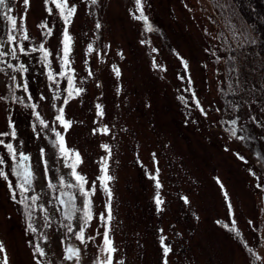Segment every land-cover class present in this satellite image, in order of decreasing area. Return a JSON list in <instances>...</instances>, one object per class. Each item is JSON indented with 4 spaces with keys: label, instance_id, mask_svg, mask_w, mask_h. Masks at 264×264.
I'll return each instance as SVG.
<instances>
[{
    "label": "rangeland",
    "instance_id": "374dc122",
    "mask_svg": "<svg viewBox=\"0 0 264 264\" xmlns=\"http://www.w3.org/2000/svg\"><path fill=\"white\" fill-rule=\"evenodd\" d=\"M9 2L19 26V18L25 14L24 0ZM70 3H75L78 9L69 26L74 37L73 67L76 83L80 86L83 81L85 92L64 106L63 89L67 84L61 80V98L52 99L55 89L49 86L41 71L36 53V59L27 58L33 101H28L22 90H17L16 95L25 97V103L38 102L37 110L50 125L56 108L65 107L66 119L73 122L64 134L65 139L70 148L80 152L83 162L78 171L87 174L90 182L100 174L98 162L106 155L101 145H110L108 164L114 177L110 182L111 236L117 248L113 264L121 260L124 264H163L160 229L173 249L168 255V264H264V127L261 126L264 93L260 91L264 87V56L257 51L256 44L237 49L233 30L223 22L211 0H143L145 14L155 29L152 32L145 31L142 21L132 18L135 0H97L95 5L90 0H70ZM52 7L53 13L49 16L43 0H30L26 17L30 41L25 43L29 47L44 43L53 53V69L58 70L56 54L61 47L63 22ZM43 20L53 29L50 37H45V30L39 28ZM97 22L101 24L99 29ZM4 27L0 17V39L6 38ZM141 40L150 44H142ZM89 43L96 50L91 55L87 53ZM153 48L158 51L153 52ZM232 50L237 55L249 54L247 60L239 61L241 81L247 83L236 84L233 79L232 98L228 99L225 91L235 74L231 76L228 72L225 59ZM212 51L221 56L220 63H216ZM153 57L157 67L153 66ZM180 57L187 61V70ZM9 61L15 63L10 57ZM113 65L120 69V77L112 71ZM10 83L8 76L0 72V97L9 95ZM252 85L256 89L254 93L247 91ZM186 88L195 90L207 117L194 107L191 92L185 91ZM41 94L45 99L39 101ZM181 96L189 100L188 105L179 99ZM230 102L242 104V111L250 114L241 121L253 137L249 141L231 137L229 125L221 122L234 118L228 115ZM97 104L104 108L103 117L96 115ZM9 116L17 127L18 139L14 143L18 150L30 153L35 165L40 160L39 149L45 148L50 167L48 176L53 177V183L57 182L56 176L66 175L69 170L63 167L48 143L50 130L40 138L33 133L31 124L35 118L31 110L0 99V132L9 131ZM253 116L257 120L253 121ZM101 124H106L110 132L93 134L92 129ZM4 139L7 142L11 138ZM20 141H24L22 149ZM237 153L245 160H240ZM0 155L8 161L3 166L5 171H10V158L3 146H0ZM157 167L162 185L159 192L164 201L162 211L157 210V189L150 178ZM57 168L59 172L55 171ZM35 171V194L41 199L33 206V219L39 231L50 237L47 244L41 240L48 252L42 259L52 264H73L63 260L65 244L73 243L81 248V264H94L104 229L100 228L101 235L95 241H88L86 248L71 233L65 236L66 228L60 227V223L67 221L55 201L59 192L47 188L42 163ZM66 178L70 179L67 175ZM217 178L228 192L234 215L228 213ZM10 179L15 185V177L10 175ZM182 197H187L189 203H184ZM105 200V194L98 189L93 197L97 218L86 235H95ZM45 208L51 219L50 228L41 226ZM233 218L239 237L224 227L225 224L231 227ZM25 228L23 206L12 200L7 182L0 179V241L6 246L10 264H34L28 241L35 240L36 234L26 233Z\"/></svg>",
    "mask_w": 264,
    "mask_h": 264
},
{
    "label": "snow or ice",
    "instance_id": "6c2138e0",
    "mask_svg": "<svg viewBox=\"0 0 264 264\" xmlns=\"http://www.w3.org/2000/svg\"><path fill=\"white\" fill-rule=\"evenodd\" d=\"M92 5L97 3V0H90ZM44 7L49 16L53 13L54 5L55 9L58 11V15L63 22L62 35L60 40L61 47L57 52V57L59 59L58 70L53 69L52 57L53 53L45 46L44 43H40L35 46H26V41H30L29 32L26 24L27 9L30 7V0H24L25 14L20 17V23L18 26V18L13 15L14 8L10 6L9 0H0V17L4 21V36L5 39H0V72H3L8 76L9 81V95L7 97H0V99H8L14 103L22 104L25 108L31 110V115L35 118L31 124V129L37 138L41 137L42 133H47L50 130L51 135L47 136L49 145L54 149L55 155L59 161H62L63 167L68 169L66 174L70 179L66 178V175H58L55 177L56 183H53V177H49L48 173L50 171L48 159L45 158L46 152L45 148L41 147L39 149L40 160L34 165L33 159L30 153H26L23 150H18L17 145L14 141L18 139L17 127L12 120L11 116L8 117V128L9 131L0 132V146L6 150L7 158H10L9 168L10 171H5L3 167L8 161L4 155H0V179L7 182V188L11 193V198L16 203L23 206V213L26 221L25 232L30 234H36L35 240L29 239L28 244L31 250V255L34 264H52L51 261L46 258L48 252H46L45 247L42 246L41 240L45 244L48 243L50 237L47 233L39 231L36 222L33 219V206L37 205L41 197L39 194H35V184L37 181V172L35 168L39 166L40 163L43 164V177L47 178V188L52 190L54 193L59 192V195L55 197L56 204L61 206V214L67 223L61 221L60 227L66 228L65 236L71 233L76 240L80 242V245L87 247L88 241H95L97 236L101 235L100 228H103L102 241L97 245L98 255L94 261V264H113L114 255L117 252V248L114 246V240L111 236L112 232V220H113V210H112V199L113 194L110 187V182L114 180V177L109 172L108 161L111 159V148L108 144H102L101 147L105 150L106 155L100 158L99 163V175L94 179L89 181L87 174H82L78 171V168L82 164V157L80 152L75 148H70L67 145L65 139V133L72 126V121L66 119L65 107L76 97L82 96L85 92V88L81 85L78 86L76 83L77 73L73 67V49H74V37L70 34L69 26L73 22V17L77 13V5L75 3H70V0H43ZM218 7L223 9L224 4H218ZM187 7V5H185ZM229 10L235 14L238 13L239 9L236 8L235 4H228ZM131 11V10H130ZM138 13V15H137ZM132 18L137 21H142L145 31L152 32L155 31L153 25L151 24L149 17L145 14L143 0H135V11L132 13ZM39 28L45 30L44 36L50 37L53 35V29L49 27L48 21L43 20L39 24ZM96 28H101L99 22L96 23ZM214 39L216 37H213ZM232 38L237 40V49H243L246 44L255 45L257 43L255 38H252L250 34H246L245 31L235 30L232 33ZM227 38H225V42ZM142 44L148 43L150 41L141 40ZM106 47V46H105ZM95 48L92 43L87 45V53L93 54ZM153 52L158 51L153 48ZM209 51V49H205ZM38 53V62L42 65L41 71L47 77L49 81V86L55 91L52 93V99L59 100L61 98L60 91V81H66V88L63 89L64 95L62 104L64 106L57 107L52 125L46 121V119L41 116L40 112L37 110L40 105L38 102L25 103V97L16 95L17 90H22L27 94L26 99L28 101H33V96L29 91V72L30 67L27 63V58L32 57L36 59L34 54ZM122 56V53H118ZM179 56V53H176ZM211 55L215 57L216 63L221 62V56L217 55L215 51H212ZM248 53L242 52L241 55H237L235 50H232V54L228 57L232 61V65L229 68V72L234 73V77H230V80L234 79L236 84L247 83L246 81H241V72L239 61L241 59L247 60ZM15 61V63L9 61ZM23 57V59H22ZM184 68L187 70L188 63L180 57ZM153 66L157 67L155 57H153ZM8 70H11L10 72ZM112 71L117 77H120V69L113 65ZM89 75H92L89 71ZM19 77V79H18ZM183 79V77H181ZM188 83L191 84V77L188 78ZM232 88V84H229V89ZM243 90V88H241ZM255 86L252 85L247 88L250 93L255 92ZM119 92V89L117 90ZM185 91L191 92V100L194 102V107L200 111V113L207 117L208 113L202 107L201 101L197 98L194 89L186 88ZM260 91L264 93V87H261ZM45 99L43 94L39 95L38 100L42 101ZM185 105L189 104V100L185 97H179ZM96 115L98 117H103L105 112L101 104L96 106ZM243 105L238 102H230L227 106L228 115L230 118L227 121H221L229 125L228 133L231 137L244 142L252 139L251 133L248 131L247 126L241 123L245 115H250L242 111ZM217 112L220 109H216ZM261 113L264 114V107L261 109ZM253 121L257 120V117H251ZM58 126V127H57ZM261 126L264 127V121H261ZM62 129L61 130H58ZM93 134L102 133L107 135L110 129L106 124H101L98 128L92 129ZM10 137L11 139L6 142L4 138ZM22 149L24 141L19 142ZM227 150V149H226ZM240 160L244 161L245 158L237 153ZM259 156V154H258ZM155 154H153V158ZM247 163V161H245ZM59 172L57 168L55 170ZM10 175L15 177V185L13 184ZM255 175V173H253ZM159 167L155 170V175H150V178L155 181V187L157 189L155 195V203L158 211H162L161 205L164 203L160 196L159 189L162 185L159 181ZM217 183L223 190V195L227 201V209L229 215H234L233 206L228 196V192L224 190V185L217 178ZM43 188V184H41ZM257 187H260L257 184ZM102 190L105 194L106 200L104 203V211H101L98 215L99 226L96 229L95 235H86L87 230L90 229L92 221L97 218L94 211L93 197L96 195L97 190ZM17 194H19V199H17ZM77 199L80 200V204H77ZM184 203H189L187 197H182ZM51 203V201H48ZM43 207V205H40ZM57 209L55 205L53 206V212ZM45 215L43 217V228L52 227L51 219L49 217L48 209H44ZM217 223H221L217 221ZM228 231L234 233L235 236L239 237L240 232L236 227V220L233 218L231 221V227L227 224L224 225ZM75 228V230H74ZM159 244L163 253V264H168V255L173 251L171 245L166 243L167 237L163 234L164 230H159ZM63 243V241H62ZM250 252L252 249H248ZM260 259V257H257ZM63 260L71 261L73 264H81V248L73 243H66L63 249ZM0 264H10L9 257L6 251V246L3 241H0ZM119 264H124V261H119Z\"/></svg>",
    "mask_w": 264,
    "mask_h": 264
},
{
    "label": "trees",
    "instance_id": "16d2710c",
    "mask_svg": "<svg viewBox=\"0 0 264 264\" xmlns=\"http://www.w3.org/2000/svg\"><path fill=\"white\" fill-rule=\"evenodd\" d=\"M211 1L213 2L214 7L217 9L221 17L224 18L223 22H225V24H227V26L230 27L231 30L245 31L246 34H250L252 38L256 39L257 51L264 56V0H211ZM218 4H224L225 7L221 9L220 7L217 6ZM228 4H235L236 8L239 9L238 13L233 14L227 7ZM225 60H226L225 63L228 64L230 68L232 65V61L228 59V56L226 57ZM226 68L229 72V68L227 66ZM232 75L234 74L231 73V76ZM232 81L233 79L230 80L228 84L230 83L232 84ZM225 94H227L228 99L229 97L232 98L231 89L225 91ZM263 120H264V114H263Z\"/></svg>",
    "mask_w": 264,
    "mask_h": 264
}]
</instances>
